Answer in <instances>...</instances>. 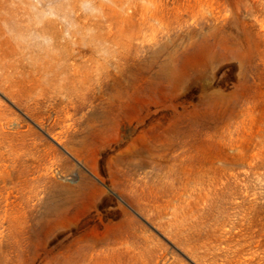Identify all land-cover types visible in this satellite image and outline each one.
<instances>
[{
	"label": "rangeland",
	"instance_id": "obj_1",
	"mask_svg": "<svg viewBox=\"0 0 264 264\" xmlns=\"http://www.w3.org/2000/svg\"><path fill=\"white\" fill-rule=\"evenodd\" d=\"M0 264H264V0H0Z\"/></svg>",
	"mask_w": 264,
	"mask_h": 264
}]
</instances>
